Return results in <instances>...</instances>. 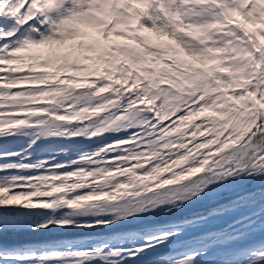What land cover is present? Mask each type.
<instances>
[{"label":"snow or ice","instance_id":"1","mask_svg":"<svg viewBox=\"0 0 264 264\" xmlns=\"http://www.w3.org/2000/svg\"><path fill=\"white\" fill-rule=\"evenodd\" d=\"M0 264H264V0H0Z\"/></svg>","mask_w":264,"mask_h":264}]
</instances>
